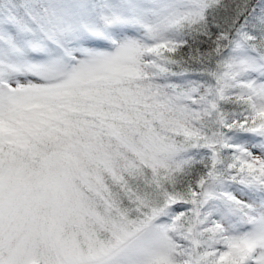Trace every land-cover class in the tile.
Returning a JSON list of instances; mask_svg holds the SVG:
<instances>
[{
  "label": "snow or ice",
  "instance_id": "6c2138e0",
  "mask_svg": "<svg viewBox=\"0 0 264 264\" xmlns=\"http://www.w3.org/2000/svg\"><path fill=\"white\" fill-rule=\"evenodd\" d=\"M0 264H264V0H0Z\"/></svg>",
  "mask_w": 264,
  "mask_h": 264
}]
</instances>
